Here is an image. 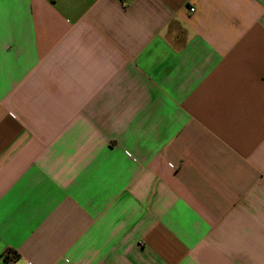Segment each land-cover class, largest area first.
I'll use <instances>...</instances> for the list:
<instances>
[{
  "label": "crops",
  "instance_id": "1",
  "mask_svg": "<svg viewBox=\"0 0 264 264\" xmlns=\"http://www.w3.org/2000/svg\"><path fill=\"white\" fill-rule=\"evenodd\" d=\"M0 264H264V0H0Z\"/></svg>",
  "mask_w": 264,
  "mask_h": 264
},
{
  "label": "built area",
  "instance_id": "2",
  "mask_svg": "<svg viewBox=\"0 0 264 264\" xmlns=\"http://www.w3.org/2000/svg\"><path fill=\"white\" fill-rule=\"evenodd\" d=\"M190 11H191V12H193V11H194V9H192V8H191V9H190Z\"/></svg>",
  "mask_w": 264,
  "mask_h": 264
}]
</instances>
